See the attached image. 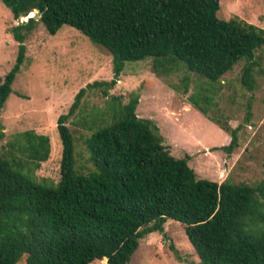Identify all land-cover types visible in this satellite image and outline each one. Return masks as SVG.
<instances>
[{
	"label": "trees",
	"instance_id": "obj_1",
	"mask_svg": "<svg viewBox=\"0 0 264 264\" xmlns=\"http://www.w3.org/2000/svg\"><path fill=\"white\" fill-rule=\"evenodd\" d=\"M2 1L15 19L28 20L11 29L18 55L0 84V115L25 63L26 40L40 24L52 35L70 25L104 47L112 56L114 79L89 83L59 117L63 150L57 183L35 174L50 158L48 135L19 132L0 154V264H19L24 257L26 264L105 259L106 264H128L140 240L163 233L169 219L185 226L201 259L197 264H264V180L250 185L200 178L189 165L191 156H174L156 122L137 114L136 92L127 103L118 102L112 118L91 126L85 144L93 169L87 173L75 168V139L68 125L89 89L104 87L108 95L126 62L147 57L158 76L183 68L213 86L245 59L241 82L254 91L264 28L242 18H220V0ZM194 96V105L207 115L208 107L200 103L204 95ZM204 97L209 104L212 98ZM251 113L249 103L248 121ZM210 118L231 135L222 149L232 154L243 125L233 128Z\"/></svg>",
	"mask_w": 264,
	"mask_h": 264
},
{
	"label": "rangeland",
	"instance_id": "obj_2",
	"mask_svg": "<svg viewBox=\"0 0 264 264\" xmlns=\"http://www.w3.org/2000/svg\"><path fill=\"white\" fill-rule=\"evenodd\" d=\"M218 15L222 19L242 18L264 28V0H220ZM38 18V17H37ZM15 19L12 11L0 0V84L11 70L18 55L19 43L11 29L26 21ZM26 60L13 83L0 115L4 137L0 154L13 137L34 130L51 139L50 158L36 171L40 181L57 183L61 178L62 141L58 119L67 114L77 93L94 81L114 79L111 54L78 29L64 25L50 34L40 24L26 40ZM257 53V87L246 89L241 82L245 59L224 75L220 83L211 84L195 72L180 69L170 75L153 72L152 58L126 62L117 83L104 95L103 88H92L82 98L80 107L69 117L68 125L75 139V168L87 173L93 169L85 144L91 126L120 109L132 93L140 95L137 114L153 119L160 128L164 144L176 157L191 156L189 165L200 178L222 182L257 185L264 180V52ZM260 56V58H258ZM189 81L187 88L184 77ZM187 90V91H186ZM208 94V114L198 109L194 95ZM117 98L116 100L114 98ZM251 105L250 120L248 105ZM228 123L239 131L240 145L229 154L222 147L231 135L211 118ZM107 260H105L106 262ZM95 260L91 264H106ZM201 259L191 244L185 226L169 219L165 231L152 232L140 240V246L128 264H197ZM19 264H26L24 257Z\"/></svg>",
	"mask_w": 264,
	"mask_h": 264
},
{
	"label": "water",
	"instance_id": "obj_3",
	"mask_svg": "<svg viewBox=\"0 0 264 264\" xmlns=\"http://www.w3.org/2000/svg\"><path fill=\"white\" fill-rule=\"evenodd\" d=\"M31 14H32V13H31ZM33 16H35L36 18L40 16V14H39V10H38V9L35 10Z\"/></svg>",
	"mask_w": 264,
	"mask_h": 264
},
{
	"label": "built area",
	"instance_id": "obj_4",
	"mask_svg": "<svg viewBox=\"0 0 264 264\" xmlns=\"http://www.w3.org/2000/svg\"><path fill=\"white\" fill-rule=\"evenodd\" d=\"M24 18V17H23ZM26 19H28V17H25Z\"/></svg>",
	"mask_w": 264,
	"mask_h": 264
},
{
	"label": "crops",
	"instance_id": "obj_5",
	"mask_svg": "<svg viewBox=\"0 0 264 264\" xmlns=\"http://www.w3.org/2000/svg\"><path fill=\"white\" fill-rule=\"evenodd\" d=\"M106 260V259H105ZM107 262V261H106Z\"/></svg>",
	"mask_w": 264,
	"mask_h": 264
}]
</instances>
